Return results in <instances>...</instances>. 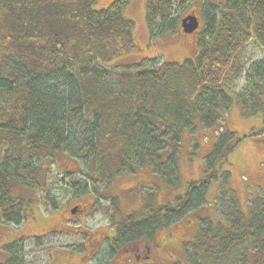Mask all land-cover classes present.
Returning <instances> with one entry per match:
<instances>
[{"label":"trees","instance_id":"1","mask_svg":"<svg viewBox=\"0 0 264 264\" xmlns=\"http://www.w3.org/2000/svg\"><path fill=\"white\" fill-rule=\"evenodd\" d=\"M96 1L0 0V224L26 221L30 202L13 194L17 186L50 193L43 165L53 161L51 152L61 150L85 168L61 179L79 198L92 194L95 183L146 164L176 186L183 132L196 122L221 127L233 102L244 116L261 117L262 128L250 136L264 132V59L245 70L240 55L250 39L264 47V0L202 4L193 59L178 65L156 57L124 68L111 65L135 48L134 23L123 17L130 0L98 11ZM196 1L204 0H146L151 38L176 31L171 13ZM243 75V89L231 94ZM238 141L233 133L219 136L204 176L173 204L125 216L98 264L110 250L150 242L159 228L203 207L209 186L224 174L213 163ZM46 200L55 211L57 201ZM233 212L227 228L207 222L199 228L185 249L187 264H264V197L251 202L248 218ZM13 244L2 264H22Z\"/></svg>","mask_w":264,"mask_h":264},{"label":"rangeland","instance_id":"2","mask_svg":"<svg viewBox=\"0 0 264 264\" xmlns=\"http://www.w3.org/2000/svg\"><path fill=\"white\" fill-rule=\"evenodd\" d=\"M113 1L97 0L93 9H106ZM204 2L211 7L222 5L214 0ZM145 14V0L129 1L123 17L134 23L135 48L131 54L116 59L112 67H129L143 59L156 57L162 63L181 65L185 60L193 58L196 53L194 38H184L186 36L179 32L173 37L165 34L151 38ZM187 14L200 18V5H179L169 19H176L178 29L180 19ZM180 40L183 47L177 46ZM240 55L245 70H248L253 63L264 59V47L255 39H250L242 47ZM244 85L243 75L229 92L236 94ZM221 123L223 131L217 133L215 130H204L200 125L192 131L183 132L176 156V186L169 185L164 177L153 174L146 164L133 173L117 176L109 184L95 183L92 194L74 197L64 189V181L61 179L66 174L81 173L85 168L61 150L51 152L52 164L48 159L43 165L48 171L46 185L51 188L50 193L45 194V190L29 191L18 186L13 191L18 199L24 198L30 204L26 206V221L22 226L16 228L0 224V264L6 260L10 241L18 238L20 240L13 245L15 252L20 254L22 264H98V258L105 252L109 237L114 236L125 216L146 206L158 209L173 204L185 194L188 184L204 176L206 157L212 151L216 139L222 132L233 133L239 141L225 158H219L213 163L214 168L222 170L224 174L209 186L206 204L182 220L156 230L153 239L146 245L149 258L144 264H187L185 249L196 238L199 227L207 222L212 223L214 230L225 228L227 218L234 216L233 211L236 209L248 218L251 201L264 197V132L261 131V137L250 136L252 130L262 128L261 117L244 116L237 104L233 103ZM74 177L83 180L79 174ZM46 198L57 201L55 211ZM74 207L77 209H74L75 215L72 216L69 211ZM135 244L140 242L110 250L106 254L105 264H133L131 257L136 250ZM95 253L98 254L89 257Z\"/></svg>","mask_w":264,"mask_h":264},{"label":"flooded vegetation","instance_id":"3","mask_svg":"<svg viewBox=\"0 0 264 264\" xmlns=\"http://www.w3.org/2000/svg\"><path fill=\"white\" fill-rule=\"evenodd\" d=\"M198 3H199V5H200V8H202V3L199 2V1H198ZM200 11H202V9H201ZM201 14H202V13H201ZM188 16H190V14H189V15L187 14L185 17H188ZM185 17H184V18H185ZM197 19H198V22H199V27H198V29H197L195 32H193V33H191V34H185V33H182V30L180 29V33H182L183 36H186V37H184V38L194 37L195 35L197 36V34L200 32V30H201V28H202V23H203V21H202V17H201V16H200V18L197 17ZM183 43H185V42H183ZM177 46H178V47H183V45H182V40H180V42L177 44ZM175 47H176V46H175ZM155 244L158 245L159 242H157V243H155ZM131 252H132V251H131ZM134 252H135V253H134V256H133V257H131V256L129 255V256L131 257V260H132V263H133V264H144V263H146L145 261L148 260V253H149V250L147 249V247H146L145 244L137 245V246H136V250H135ZM96 254H97V253H95V254H91V255H89V257H90V258H93Z\"/></svg>","mask_w":264,"mask_h":264},{"label":"water","instance_id":"4","mask_svg":"<svg viewBox=\"0 0 264 264\" xmlns=\"http://www.w3.org/2000/svg\"><path fill=\"white\" fill-rule=\"evenodd\" d=\"M181 27L186 34L194 32L198 28V21L195 17L190 16L182 20Z\"/></svg>","mask_w":264,"mask_h":264}]
</instances>
